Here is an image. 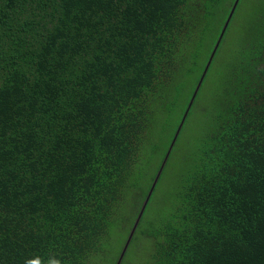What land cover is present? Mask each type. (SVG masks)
<instances>
[{
    "label": "trees",
    "instance_id": "16d2710c",
    "mask_svg": "<svg viewBox=\"0 0 264 264\" xmlns=\"http://www.w3.org/2000/svg\"><path fill=\"white\" fill-rule=\"evenodd\" d=\"M242 4L0 0V264L108 261L159 170L119 264L136 242L139 264H264V0L236 26ZM212 70L200 136L152 213Z\"/></svg>",
    "mask_w": 264,
    "mask_h": 264
},
{
    "label": "rangeland",
    "instance_id": "374dc122",
    "mask_svg": "<svg viewBox=\"0 0 264 264\" xmlns=\"http://www.w3.org/2000/svg\"><path fill=\"white\" fill-rule=\"evenodd\" d=\"M254 3V0H243V4L241 6V9L237 16L236 26H239V23L248 17L249 10L251 5ZM238 32L237 29L234 30L228 37L227 40V47H231L234 44V40L237 36ZM219 83L217 74L214 70L208 73L207 77L205 78L204 84L202 88L200 89V92L198 94L197 99V106L195 107V111L187 119V122L185 123L183 130L180 132L175 144L174 149L171 157L166 161V165L164 168L163 175L161 177V183L155 190V195L153 197L152 202V213L157 209H163L165 208V202L166 198L168 197L169 193H171L174 182L176 180V177L178 176V173L181 170L184 156L186 155L189 150H191L196 141L198 140L202 128V119H203V113L210 109V106L212 102L214 101V98L216 97V87ZM203 112V113H202ZM169 134V132H168ZM167 133L164 134V137L166 138ZM159 159V156L156 157V161ZM155 160L153 161L155 163ZM152 163V165H154ZM124 231L116 234L114 236V239L112 241V253L107 260L100 261L99 264H111L112 260L115 258L116 253L119 251L121 252L124 242ZM141 244V242H140ZM143 254L140 253V246L139 243L136 242L132 246H130L125 255L123 262L121 264H139L138 260L141 259Z\"/></svg>",
    "mask_w": 264,
    "mask_h": 264
},
{
    "label": "water",
    "instance_id": "95a60500",
    "mask_svg": "<svg viewBox=\"0 0 264 264\" xmlns=\"http://www.w3.org/2000/svg\"><path fill=\"white\" fill-rule=\"evenodd\" d=\"M235 5H236V3H234L233 7H234ZM231 13H232V11H231V12L229 13V15H228V18H227V20H226V22H225V24H224V27H223V29H222V31H221V33H220V37H219V39L221 38V35H222V33H223L224 29H225V26H226L227 21L229 20V18H230V16H231ZM219 39H218V42H219ZM218 42H216V44H215V46H214V49L216 48ZM214 49H213V51H212V53H211V55H210V57H209V59H208V61H207V63H206V66H205V68H204L203 74H202L201 78L199 79L198 85L200 84V82H201V80H202V77H203L204 73L206 72V69H207V67H208V65H209V63H210V61H211V58H212V55H213ZM198 85H197V86H198ZM194 94H195V93H194ZM193 96H194V95H193ZM192 99H193V97L191 98V100H192ZM191 100H190V102H191ZM185 114H186V113H185ZM185 114H184V116H185ZM184 116H183V118H184ZM183 118H182V121H183ZM180 125H181V124H180ZM180 125H179L178 129L176 130L175 135H176L177 132L179 131ZM174 140H175V137L172 139V142H171V144H170V147H171V145L173 144V141H174ZM159 172H160V170L158 171V173H157V175H156V177H155V179H154V181H153V183H152V186H151V188H150V190H149V192H148V194H147V196H146V198H145V200H144V203H143V205H142V207H141V210H140V212H139V214H138V216H137V219H136V221H135V223H134V225H133V227H132V230H131V232H130V234H129V236H128V238H127V240H126V242H125V244H124V246H123V249H122V251H121V253H120V256H119L118 261L116 262V264H119V262H120V260H121V256L123 255V253H124V251H125V249H126V247H127V245H128V242H129V240H130V237H131V235H132V232H133V230H134V228H135V226H136V223H137V221H138V219H139V217H140V215H141V213H142V211H143V209H144V206H145V204H146V202H147V200H148V198H149V196H150V194H151L152 188H153V186H154V183L156 182V179H157V177H158V175H159Z\"/></svg>",
    "mask_w": 264,
    "mask_h": 264
},
{
    "label": "clouds",
    "instance_id": "9594fccd",
    "mask_svg": "<svg viewBox=\"0 0 264 264\" xmlns=\"http://www.w3.org/2000/svg\"><path fill=\"white\" fill-rule=\"evenodd\" d=\"M25 264H41V261L39 257H35L33 259L26 260ZM46 264H62V261L59 258L50 257L46 261Z\"/></svg>",
    "mask_w": 264,
    "mask_h": 264
},
{
    "label": "snow or ice",
    "instance_id": "6c2138e0",
    "mask_svg": "<svg viewBox=\"0 0 264 264\" xmlns=\"http://www.w3.org/2000/svg\"><path fill=\"white\" fill-rule=\"evenodd\" d=\"M234 3H239V0H234ZM123 257L121 256V259H122Z\"/></svg>",
    "mask_w": 264,
    "mask_h": 264
}]
</instances>
